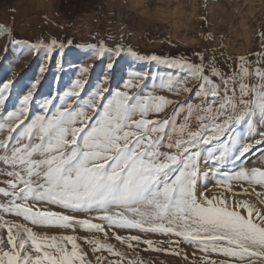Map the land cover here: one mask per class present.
Wrapping results in <instances>:
<instances>
[{"label":"snow or ice","instance_id":"obj_1","mask_svg":"<svg viewBox=\"0 0 264 264\" xmlns=\"http://www.w3.org/2000/svg\"><path fill=\"white\" fill-rule=\"evenodd\" d=\"M12 35L40 64L19 95L14 70L0 79V264H93L85 245L96 264H141L109 239L186 260L187 245L190 264H264V32L224 65L92 34L85 47L108 60L95 80L56 61L72 39ZM125 53L138 66L117 81ZM210 179L224 192L209 197ZM249 188L254 202L234 199Z\"/></svg>","mask_w":264,"mask_h":264},{"label":"rangeland","instance_id":"obj_2","mask_svg":"<svg viewBox=\"0 0 264 264\" xmlns=\"http://www.w3.org/2000/svg\"><path fill=\"white\" fill-rule=\"evenodd\" d=\"M77 2L80 5L73 12H78L76 16H65V6ZM13 30L16 37L22 38L32 39L41 33L50 35L54 32L62 40L72 39L71 47L66 43L65 50L56 57V61L70 72L85 65L91 66L89 77L93 80L108 62L107 58L103 62L94 60L92 51L85 47L91 42L90 36L96 33L110 34L109 47L112 44L111 37H115L140 54L178 51L193 61L197 59L192 52L195 49L206 51L209 56L215 55L220 65H224L225 56L247 55L249 51L260 50L259 33L264 32V0H0V79L6 78L5 73L10 69L14 70L19 75L15 85V92L19 95L21 89L34 78L40 59L22 55L21 47L9 43L14 39ZM209 34L217 36L214 43L206 41L205 37ZM168 39L176 45L175 48L167 45ZM130 65L138 66L125 53L115 64L117 81L129 70ZM50 67L51 71L43 83L45 91L55 78V63ZM149 67L145 65L144 70H149ZM63 80L68 83L69 77L65 76ZM184 98L178 97L181 100ZM207 183L212 185L206 192L209 197L224 192L211 179ZM249 193L251 195H237L234 199L254 202L256 197L251 188ZM85 234L80 230L77 232L80 236ZM96 235L104 240L102 233ZM149 238L165 239L159 236ZM108 242L122 251L126 258L139 260L141 264H190L192 260L193 250L187 245H182L184 252L188 253L186 260L183 255L146 251L143 245L133 251L114 239ZM84 247L93 264H96L95 256L86 245Z\"/></svg>","mask_w":264,"mask_h":264},{"label":"trees","instance_id":"obj_3","mask_svg":"<svg viewBox=\"0 0 264 264\" xmlns=\"http://www.w3.org/2000/svg\"><path fill=\"white\" fill-rule=\"evenodd\" d=\"M79 5H80L79 2L66 5L65 9H63V14L67 17H70L72 15L73 17H75L76 16L75 14H77L78 12H75V14L73 12L75 10V7H78ZM70 11L71 13H69Z\"/></svg>","mask_w":264,"mask_h":264}]
</instances>
